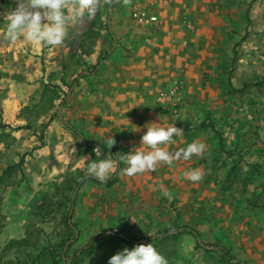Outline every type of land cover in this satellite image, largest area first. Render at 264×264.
Segmentation results:
<instances>
[{
  "label": "rangeland",
  "instance_id": "obj_1",
  "mask_svg": "<svg viewBox=\"0 0 264 264\" xmlns=\"http://www.w3.org/2000/svg\"><path fill=\"white\" fill-rule=\"evenodd\" d=\"M116 4L107 0L102 8L97 6L93 19H83L86 31L72 40V47H86V58L0 52V264H49L67 236V214L77 236L72 251L85 248L104 231L124 228L130 238L144 240L177 227L195 231L203 245L229 249L232 264H264V0H221L209 11L222 20L207 48L212 73L204 79L213 85L210 102L197 120L175 124L188 133L184 141L206 145V166L197 186L198 194L204 195L193 209L189 202L181 205L168 196L151 198V203L144 200L139 208L133 205L147 197L155 172L129 177L128 192L120 184L122 160L111 174L116 183L105 186L89 177L86 162L59 170L51 153H37L44 145L39 141L59 128L70 132L80 156L95 159L98 144L114 158L126 154L101 144L102 132L110 133L114 123L101 122L95 114V87L100 83L96 77L101 67L112 63L110 48L90 56L102 39L111 45L107 8ZM2 29L0 20V33ZM127 59L118 58L119 64ZM176 83L182 99L176 114L165 110L156 96L162 111L171 116L185 106L184 82ZM28 158L36 161L28 166ZM34 187L35 193L27 196ZM196 242L182 234L152 245L168 264H225ZM119 250L110 241L99 242L81 256V264H107Z\"/></svg>",
  "mask_w": 264,
  "mask_h": 264
},
{
  "label": "crops",
  "instance_id": "obj_2",
  "mask_svg": "<svg viewBox=\"0 0 264 264\" xmlns=\"http://www.w3.org/2000/svg\"><path fill=\"white\" fill-rule=\"evenodd\" d=\"M106 2L107 0H97V6L102 8ZM114 3L117 4L107 8L110 14L108 31L111 45L104 38L97 42L94 53L90 54L97 57L110 48L108 53L112 58V63L101 67L97 73L96 80L100 83L95 87L97 93L95 114L99 116L101 122L114 123L110 127V133L102 132L101 144L110 147L105 138L111 137L116 142L112 148H117L118 152L128 153L133 147L139 146L141 136L144 134L143 130L135 132L134 127L142 129L145 124L159 122L158 118L161 125L197 120L202 116L200 112L207 109L213 87L211 82L204 79L206 75L212 73V62L208 57L212 58L207 48L212 45V38L218 32L215 27L222 22L221 19L210 16L209 11L218 8L221 0H138V5L145 8L148 16L156 22L151 26L139 25L132 20L131 8L134 0H114ZM14 7L15 0H0V20L3 23L0 52L14 51V56L29 58L42 54L48 58L69 57L74 54L77 57H87L86 47L83 48L82 45L72 47V40H77V36L81 37L86 31L87 25L83 23L85 17L69 24L62 45L45 46V49L38 51V46L31 45L23 39L15 44L10 43L5 39L6 13ZM79 40L81 41L80 38ZM184 44L187 46L183 47ZM125 55L128 58L126 63L119 64L118 58L123 59ZM179 80L184 82L185 106L177 115L171 116L162 111L161 105L156 102V96L159 92L166 91L174 81ZM48 132V136L39 141L44 144L41 148L43 153L37 152L39 156L51 153L52 162H56V168L59 170L66 168L70 163L75 162V165L79 166L86 162V154L83 156L76 154V145L75 143L73 145L70 132L59 128ZM184 134L183 138H176L174 143L167 145V150L174 152L193 142L184 141L183 139L188 138V133L184 131ZM28 139L30 143H34L35 138ZM190 139H193V136ZM206 154L207 152L199 158L194 156L189 161H176L171 166L158 165L154 171L153 182L148 183L147 197L134 200L133 205L139 208V204H143L144 200L145 203H151V198L165 197L160 188L162 184L163 189L168 191L169 200L174 197L181 205L189 202L193 209L195 202L201 198L199 196L204 195L197 192V186L202 184V180L190 182L184 173L194 168L203 171L206 166L204 163ZM76 156H79L77 161ZM35 161L28 158L26 165ZM128 179L129 177L122 175L120 184L126 185L129 192ZM156 179H160L159 186L155 182ZM34 193L35 187L27 192V196Z\"/></svg>",
  "mask_w": 264,
  "mask_h": 264
},
{
  "label": "clouds",
  "instance_id": "obj_3",
  "mask_svg": "<svg viewBox=\"0 0 264 264\" xmlns=\"http://www.w3.org/2000/svg\"><path fill=\"white\" fill-rule=\"evenodd\" d=\"M98 11L97 0H15L14 9L6 13L5 39L15 44L23 39L25 42L38 46H59L67 35L70 23H75L84 17L93 19ZM156 123H148L135 132L141 130L138 147H133L128 153L119 158L104 154L99 144L93 149L95 159L86 158V171L89 177L107 183L111 174L118 169L123 161L125 167L119 169L122 175L133 177L138 174L152 173L160 164L168 166L176 161H189L192 157H202L206 145L193 141L177 151L167 150V145L175 142L176 138L185 136L184 130L175 124L161 125L160 119ZM110 148L116 143L111 137L105 138ZM108 158H105V157ZM190 182H199L203 178L200 169L194 168L184 173ZM162 195L168 196V191L160 185ZM107 264H168L155 247L149 243L129 249L124 247L111 256Z\"/></svg>",
  "mask_w": 264,
  "mask_h": 264
},
{
  "label": "trees",
  "instance_id": "obj_4",
  "mask_svg": "<svg viewBox=\"0 0 264 264\" xmlns=\"http://www.w3.org/2000/svg\"><path fill=\"white\" fill-rule=\"evenodd\" d=\"M249 87V86H247ZM237 92V91H234ZM92 179V178H91ZM94 182L105 185V186H111L116 181V176L113 177L111 180H109L107 183H100L99 181L92 179ZM71 207H73L74 203L70 199L67 200ZM69 214L65 215V227L67 229V236L64 237L59 245L56 246V249L53 251V253L56 254L57 251L60 253L57 257H51L49 260V264H81L82 262V255L86 252L88 248H91L95 245H97L99 242H103L105 240L110 241L111 244L119 246L120 250H122L124 247H131L138 245H147L149 243L155 244V243H163L167 241L168 239H176L178 236L182 234H190L194 238L197 239L198 235L195 231L192 229H185V228H171L164 231L162 235H157L154 237H146L144 240H137L132 239L127 235L124 231V228H118L116 232H109L104 231L101 235L93 238L89 243L86 244L85 248L79 249V250H73L72 251V245L77 241V236L75 234V227L72 224H69L67 222V219H69ZM196 246L201 249L203 252L206 253H217L220 262L225 264H232L233 261H235L234 257L230 254L229 249L221 247L219 245H200V243L197 241ZM119 250V251H120Z\"/></svg>",
  "mask_w": 264,
  "mask_h": 264
},
{
  "label": "built area",
  "instance_id": "obj_5",
  "mask_svg": "<svg viewBox=\"0 0 264 264\" xmlns=\"http://www.w3.org/2000/svg\"><path fill=\"white\" fill-rule=\"evenodd\" d=\"M131 17L139 25H152L156 22L148 16L145 8L138 5V0H134L131 8ZM181 85L178 83L170 86L166 91L157 94V101L163 108L176 114L181 106Z\"/></svg>",
  "mask_w": 264,
  "mask_h": 264
},
{
  "label": "water",
  "instance_id": "obj_6",
  "mask_svg": "<svg viewBox=\"0 0 264 264\" xmlns=\"http://www.w3.org/2000/svg\"><path fill=\"white\" fill-rule=\"evenodd\" d=\"M59 116V115H58ZM197 241L200 243L199 239L197 238ZM200 245H203L202 243H200Z\"/></svg>",
  "mask_w": 264,
  "mask_h": 264
}]
</instances>
